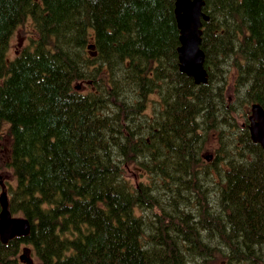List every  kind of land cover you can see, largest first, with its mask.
<instances>
[{"label":"trees","instance_id":"1","mask_svg":"<svg viewBox=\"0 0 264 264\" xmlns=\"http://www.w3.org/2000/svg\"><path fill=\"white\" fill-rule=\"evenodd\" d=\"M204 1L209 82L196 85L180 70L175 0H0V140L12 138L0 172L15 178L10 211L30 227L0 240V264H21L29 251L39 264H193L204 253L190 247L204 237L227 253L244 246L242 262L228 264L264 261V209L255 206L264 151L248 128L249 108H264V0ZM28 20L36 38L10 59ZM232 84L245 89L244 128L227 108ZM190 102L204 104L197 121ZM209 133L226 148L204 166ZM134 163L170 189L154 195L130 181ZM186 175L204 178L219 200L191 226L181 206L169 208L166 223L182 240L170 242L149 212L171 195L193 200L198 189L175 179ZM220 215L223 231L210 235L205 225Z\"/></svg>","mask_w":264,"mask_h":264},{"label":"rangeland","instance_id":"2","mask_svg":"<svg viewBox=\"0 0 264 264\" xmlns=\"http://www.w3.org/2000/svg\"><path fill=\"white\" fill-rule=\"evenodd\" d=\"M76 14L81 17V11L78 9ZM36 38V32L33 27V24L30 20H28L22 27L18 29V31L15 33L10 50H9V57L10 59H13L15 55L18 53V51L23 48L24 46L29 44L30 39ZM75 45L78 46V43L75 41ZM235 51L238 52L236 48H234ZM223 66H225L224 63H222ZM195 70L196 66L190 63L187 67H184L183 70ZM200 79H204V73L200 72L198 74ZM80 84L85 92L88 93L87 90V83L85 80H80L76 82V85ZM129 94L128 96L124 97L125 101H133L132 100V93L133 91L131 89H128ZM245 95V89L244 88H237L233 84L231 85V88L227 92V98L226 101L228 102L227 108L229 110L234 109L233 112L230 114V117L233 119L234 123L238 127L245 126V119L243 115L244 107L241 103H245L246 100L244 98ZM203 99V98H202ZM206 105V102L201 101ZM202 103H194L190 102L187 106L189 109L190 114H195L196 121L197 116L202 112L201 108L204 107V104ZM216 112H218L216 110ZM206 118V116H205ZM195 121V122H196ZM2 133V139L0 140V163L3 164L6 161V158L10 155V150L12 146V138L8 132H1ZM179 134V133H177ZM180 137H186L188 134L186 133H180ZM163 137V136H161ZM198 142V141H197ZM195 143V141L192 140L188 145ZM226 148V144L222 143L219 139V137H216L214 133H209L206 136V140L204 143V166H210L214 162V157L216 158V155L218 152H223ZM214 155L212 160H207L206 156ZM220 166L224 167V162L219 163ZM262 173L261 178L258 174ZM258 178L262 180L261 185V192L262 194H257L259 197L256 199V208L264 209V174L262 171L256 172ZM0 176L4 179V191L8 193V185L11 183H14L15 178L13 175L9 172L2 171L0 172ZM128 179L132 182H139V183H145L149 186L148 191H153L154 195L163 194L166 190H169V187H166L163 183L159 185L156 180H154V177H152L150 170L140 169V166L137 163H134L130 166V168L127 171ZM187 179L190 180L192 183H190L192 186L196 187L198 189L195 193H190L193 195V200H190L185 195H171L167 199V202L164 206L153 204L152 209L150 210L149 214L150 217L157 221L163 223V226L160 227L161 233L165 240H169L170 242L177 241L181 242L182 240L177 239L174 233L172 232V226L168 225L166 223V220L168 219L166 213L167 210L173 206H181L185 212L188 214L189 217V224L190 226L195 224V222L199 221L200 219H206L204 216V212L209 210L212 206H214L218 200H219V192L215 191L209 183L199 176V179L194 178L193 176L186 175L182 178H175L176 180L179 179ZM240 208L244 209L243 205L239 203ZM258 205V206H257ZM20 217V216H18ZM17 217V218H18ZM226 224L225 220L222 218V215L219 216V219L211 221L210 224L205 225L207 228V231L210 235L218 234L223 231V227ZM21 228H23V224L20 225ZM204 236V235H203ZM194 246H191L190 248L199 253H204V256H201L197 260H193V264H228L231 259L237 260L239 262H242V257H239L237 254L240 253L241 249L244 248V246H241L239 249L231 250L228 252L229 254H232L229 256L227 251L225 249H221L218 247L217 243L213 241L212 238L207 239L204 237L202 242L195 241L193 242ZM237 252V253H236ZM253 254H258V252H254ZM28 257L31 259L32 264H39V260L35 256L33 251L28 252ZM251 263L254 264H264L263 257L258 258H252V255H250ZM29 261V260H28ZM21 264H27V262L20 261Z\"/></svg>","mask_w":264,"mask_h":264},{"label":"water","instance_id":"3","mask_svg":"<svg viewBox=\"0 0 264 264\" xmlns=\"http://www.w3.org/2000/svg\"><path fill=\"white\" fill-rule=\"evenodd\" d=\"M203 0H177L176 14L178 26L181 32V47L178 50L181 72L193 78L196 84L207 83L208 74L204 69L205 54L201 49L202 44V18L208 20L203 13ZM90 49H93L90 46ZM190 63L196 66L195 70H183ZM204 73V79H200L198 74ZM199 78V79H198ZM79 89V87H78ZM253 116H251V135L255 143H259L264 149V109L260 105H253ZM0 186L3 187V194L0 196V240L2 244L7 245L9 241L22 236H27L30 232L28 221L14 218L9 209V202L4 192V181L0 177ZM23 224V228L20 225ZM23 255L21 260H25Z\"/></svg>","mask_w":264,"mask_h":264},{"label":"bare ground","instance_id":"4","mask_svg":"<svg viewBox=\"0 0 264 264\" xmlns=\"http://www.w3.org/2000/svg\"><path fill=\"white\" fill-rule=\"evenodd\" d=\"M95 49V48H94ZM91 53H93V52H91ZM94 56V55H93ZM199 79V78H198Z\"/></svg>","mask_w":264,"mask_h":264}]
</instances>
